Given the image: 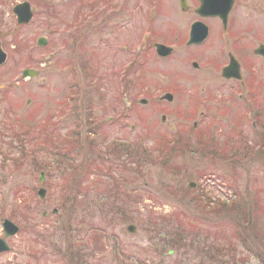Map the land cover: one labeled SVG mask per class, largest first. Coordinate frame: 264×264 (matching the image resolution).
Masks as SVG:
<instances>
[{"label":"rangeland","instance_id":"374dc122","mask_svg":"<svg viewBox=\"0 0 264 264\" xmlns=\"http://www.w3.org/2000/svg\"><path fill=\"white\" fill-rule=\"evenodd\" d=\"M21 1L0 0V238L10 246L0 264H264V88L253 115L218 63L205 67L231 38L188 46L179 0H128L127 26L112 16L110 35L103 20L121 0L95 3L93 14L87 0H28L35 14L24 25L13 12ZM233 17L250 31L241 43L261 82L253 50L264 43V0H239ZM153 40L176 50L160 57L146 50ZM30 67L38 75L23 78ZM118 142L146 152L123 166L131 155ZM7 218L20 229L5 237Z\"/></svg>","mask_w":264,"mask_h":264},{"label":"flooded vegetation","instance_id":"af4514ba","mask_svg":"<svg viewBox=\"0 0 264 264\" xmlns=\"http://www.w3.org/2000/svg\"><path fill=\"white\" fill-rule=\"evenodd\" d=\"M87 1L88 2H86V4L88 7H90L88 10L89 13H92V11L94 9H96L95 3H99L100 1H104L102 3V5H104V8H107V7H109V5H111V0H87ZM181 1L182 0H179L180 4H181ZM184 1L188 5L187 9L184 11L187 14V20H186L187 25H186V30H185V34H184V37H185V35H187V39H188L187 43L192 36L201 35L203 33L202 28H206V27L208 28L207 39L202 44H199V45H203V44L209 42L211 40V38H213L214 33H218L219 37H221V38H223V37L231 38V40H232L231 47L232 48L227 46V45L224 46V48L226 50L224 49L225 51H223L225 53V54H222L223 59L220 62L211 59L205 63V67L214 66L215 62L218 63V68H219L221 77L226 82H228V83L231 82V84H233L235 95H237L239 98L245 99L247 101L249 112L254 115L256 113V112H253V110H255L254 102L257 98L255 92L259 89L264 88V79H260L261 82H257V78H259L261 76L260 74H262L263 69H261V68L256 69L255 59L251 56V52H250V50L252 49L251 46L243 45L241 43L242 35L246 31L249 33H250V31L249 30H239L236 26L237 23L234 20L233 11H234L236 3L239 0H184ZM127 3H128V0H121L120 1V7L118 8V10L116 9V11H114V13H109L107 16L105 15V19L103 20V23H104L103 26H104V30L107 34L110 35L113 31L111 29V18H112V16H113V18H117L119 16V22L120 23L115 28H118L121 30L127 26V19H128V15L126 14L128 11V4ZM202 4H204V6L208 7V8H209V6L215 5L217 7L216 11L218 13L214 12L213 10L205 9L202 7V9L205 10L206 13H213L214 12L216 14L200 15V12L198 11V9L202 6ZM135 5L138 6L139 4H135ZM229 5H232V6L228 12V15H226L227 11H228L227 7ZM133 9H134V6H133ZM80 15H82V14H79L77 16L76 20L78 19V17ZM83 15L85 16V14H83ZM93 16L95 17V15H93ZM89 17H91V15H89ZM153 17H155V14L151 15V18H153ZM225 19H226V21H225ZM81 23H79V24H81ZM91 35H92V33H91ZM146 35H148L146 37V39H147V41H149L148 40L149 37L152 36L153 34L151 32V35L150 34H146ZM86 37H88V35ZM82 41L85 42V39ZM157 43H161V42H158L155 40H153L151 42H147L146 50L147 49L150 50L152 47L156 48ZM226 43L229 44L230 41L227 40ZM164 44H167V43L164 42ZM261 44H264V43H261ZM261 44H259V45H261ZM199 45H188V46H199ZM143 46H145V45H143ZM143 46H142V48H143ZM122 47L124 49L127 48L126 45H123ZM139 47H141V46H139ZM142 48H140V49H142ZM234 48L236 49V52L234 51ZM255 49H256V47L253 50V53L255 54V56L264 62V57L262 55L256 54ZM223 52H221V53H223ZM136 58H138V55ZM131 62L133 64V68H135L137 70L139 68V65L137 64V59H134ZM195 62H193V63H195ZM199 67H200V65H199ZM227 67H230L228 75H232V76L224 77L223 72H224L225 68H227ZM254 125L256 126L255 121H254Z\"/></svg>","mask_w":264,"mask_h":264},{"label":"water","instance_id":"95a60500","mask_svg":"<svg viewBox=\"0 0 264 264\" xmlns=\"http://www.w3.org/2000/svg\"><path fill=\"white\" fill-rule=\"evenodd\" d=\"M182 4H183V8L186 9L187 8V5L186 3L184 2V0H182ZM15 12L18 14V19H19V22L20 23H25V22H28L31 18H32V15H33V12L31 11L30 9V4L29 2H25V3H22V4H19L18 6H16L15 8ZM200 40V37H193L192 38V42H195V41H198ZM45 41V40H44ZM43 40H40V43H42ZM158 47V52L159 54L161 55H168L170 52H171V48L165 46V45H157ZM256 52H259L261 54H264V49L262 48H258L256 50ZM6 60V53L2 50L1 48V45H0V65ZM38 73L36 71H33V70H25L23 72V75L24 76H27V75H30V76H34V75H37ZM166 98L168 99H172V96L169 95L167 96ZM42 179H43V175H42ZM193 186V184H191ZM45 190H40L39 192V195L41 197H43L45 195ZM55 212L56 209H55ZM46 214V213H44ZM4 228H5V233H6V236H10V235H14L17 233V231L19 230V227L14 223L12 222L11 220L9 219H6L4 221ZM128 230L130 231H135V226L134 225H129L128 226ZM9 245L7 244V242L4 240V239H1L0 238V252H3V251H7L9 250ZM172 251H170V253H172Z\"/></svg>","mask_w":264,"mask_h":264},{"label":"trees","instance_id":"16d2710c","mask_svg":"<svg viewBox=\"0 0 264 264\" xmlns=\"http://www.w3.org/2000/svg\"><path fill=\"white\" fill-rule=\"evenodd\" d=\"M20 135H23L25 138L27 137V133H23V134H20ZM27 139V138H26ZM113 143H114V141H112ZM119 144V143H118ZM116 145V144H114V145H116L115 146V148L116 149H120V148H123V146L122 145ZM113 145V144H112ZM113 145V146H114ZM189 146L187 145V148H188ZM126 150L130 153V155H131V157L129 158V161L127 162V163H124V161L121 163L123 166H126L127 164H129V166L130 165H135V161H136V157H139V155H140V153H141V155H143V154H145V152H146V150H145V147L144 146H142V148H141V150L139 149V148H136V145L134 146V145H132V144H130V143H128L127 144V146H126ZM186 148V149H187ZM140 150V152H139V150ZM98 156H101V154H99ZM58 166L60 167V164H58ZM72 170H73V168H72ZM75 171V170H74ZM74 171H72V173H71V175L73 174V172ZM69 180V182H70V180L71 179H68ZM74 184L73 185H76L75 183V181L73 182ZM76 188V187H75ZM67 194H68V197H70L71 196V194L72 193H74V192H71V190H69V192H66ZM65 197H67V196H65ZM64 197V200L66 199ZM79 197L80 196H78L77 194H76V192H75V195H74V198H71V199H69L70 200V204H71V207H69L68 209L70 210L71 209V211L72 212H74L73 211V207L72 206H75L76 205V203L77 202H79ZM235 200H233V201H223L222 203H220V204H222V205H224L225 207H227L228 206V208H232L233 206H236L235 205V202H234ZM218 205L216 208H219V209H223L224 208V206H222V207H220L221 205ZM241 205V204H240ZM58 209H59V211H61V209H63V207H64V209H65V206H64V204H63V202L62 201H60L59 203H58ZM241 206H243V205H241ZM67 210V209H66ZM238 210H242V215H244V214H246V210H245V208L244 207H241V208H239ZM68 215H69V217L71 216L69 213H67ZM72 214V213H71ZM246 216V215H245ZM244 216V217H245ZM255 231V233H256V235H255V239L257 238V236H258V234H259V232H260V230H258V229H256V230H254ZM166 235H163L162 237L163 238H161V241H159L160 242V244L162 245L163 244V246H167V249H168V247H169V249L171 248V246H172V244L173 243H171V241H170V239H168V237L165 239L164 237H165ZM173 241V240H172ZM200 243V245H205L206 243H202V241H199ZM168 249V250H169ZM201 251V250H200ZM207 252V256H211V255H213V254H211V253H219V254H223V251L221 250V249H217L216 251H214L213 249H212V251H206ZM225 254H227V253H225ZM191 258H193V257H191ZM223 263H227V261L226 260H221ZM233 261H235L236 262V258H235V256H233ZM177 263H181V264H183L184 262H177ZM176 263V264H177Z\"/></svg>","mask_w":264,"mask_h":264}]
</instances>
